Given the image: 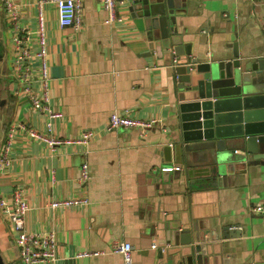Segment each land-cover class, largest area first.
Masks as SVG:
<instances>
[{
    "label": "crops",
    "instance_id": "crops-1",
    "mask_svg": "<svg viewBox=\"0 0 264 264\" xmlns=\"http://www.w3.org/2000/svg\"><path fill=\"white\" fill-rule=\"evenodd\" d=\"M9 1L18 10L15 17L6 9ZM39 1L0 0V157L13 124L45 128L46 116L15 94L21 82L13 68L20 51L15 38L25 30L32 70L38 72L40 9L46 21L50 106L63 112L54 120L52 135L77 139L92 128L97 133L86 144L54 146L16 133L10 164L0 169V202L11 207L13 192L21 186L30 203L27 228L55 235L57 259L37 264H123L121 253L113 250L123 241L133 245V264H264V215L252 210L264 202V159L236 166L215 186L198 188L187 207L185 195L191 193L174 191L171 184L179 186L178 181L163 182L158 174L164 166L176 167L170 145L179 138L178 76L174 62L157 54L155 30L147 29L146 17L134 14L131 2H121L122 18L109 23L99 0H82L84 26L76 30L60 25L55 3ZM179 8L175 33L182 48L191 49L186 56L231 60L236 46L239 58L264 61V0H186ZM255 83L264 90V69ZM34 87L40 90L38 83ZM129 108L140 118L158 119L157 126L145 135L138 128L106 129L113 112ZM84 162L90 177L82 182ZM71 197L89 202L50 205ZM175 213L197 215L207 245L200 262L169 252L179 247L178 231L169 227ZM0 254L5 264H21L2 204Z\"/></svg>",
    "mask_w": 264,
    "mask_h": 264
},
{
    "label": "water",
    "instance_id": "water-1",
    "mask_svg": "<svg viewBox=\"0 0 264 264\" xmlns=\"http://www.w3.org/2000/svg\"><path fill=\"white\" fill-rule=\"evenodd\" d=\"M185 2L134 0L130 9L146 17L148 30H155L157 54L175 64L178 81L174 111L179 138L170 150L176 167L158 174L163 182L178 181L179 186L171 184L174 191L191 193L185 195L187 207L198 188L215 186L236 166L264 159V90L255 83L264 61L239 58L236 46L231 60L209 62L186 56L191 55V49L182 48V38L175 33L176 15ZM226 136L234 139L226 142ZM191 216L180 218L175 213L169 227L178 231L175 237L179 247L169 252L200 262L207 245L197 215ZM0 264H5L1 254Z\"/></svg>",
    "mask_w": 264,
    "mask_h": 264
},
{
    "label": "built area",
    "instance_id": "built-area-1",
    "mask_svg": "<svg viewBox=\"0 0 264 264\" xmlns=\"http://www.w3.org/2000/svg\"><path fill=\"white\" fill-rule=\"evenodd\" d=\"M53 2L58 7L59 22L61 26H73L76 30H80L84 26L83 1L82 0H40L39 2ZM103 9L107 13L106 22L113 23L122 18L119 11V3L131 2L134 0H99ZM130 4V5H131ZM7 11L13 17L17 16V8L12 2L6 5ZM39 29H38V50L35 52L37 57L38 72L32 70L33 53L27 47L29 38L27 32L22 30L16 35V41L20 51L13 61V68L16 69L17 76L21 82V86L15 90V94L23 95L27 98L31 106L46 116L45 128L40 130L26 123L13 124L8 131L6 142L0 157V169L10 164L9 150L11 148L16 133L24 131L27 136L34 140L43 141L49 145L61 143L79 142L86 144L97 133L92 129L85 130L80 138L77 139H61L52 135L53 123L55 119L61 118L63 112L55 110L50 106L49 101V63L47 60V35L46 21L42 9L38 13ZM34 83L39 84L40 90L34 87ZM159 120L156 118H140L136 116L132 109L113 112L106 123L107 130H119L138 128L145 135L155 126ZM163 128V127H162ZM174 166H164L162 170L173 171ZM90 177V167L88 162H84L81 166L80 181L85 182ZM89 202L88 197H71L59 200H53L50 205L55 208L59 206H84ZM2 207L9 212L12 222V229L15 236V242L19 249V258L21 264H37L38 262H54L57 259L58 243L52 232L44 233L31 231L26 226V215L30 209L29 199L21 186H17L13 192L11 207L3 205ZM255 213L264 215V202L257 203L252 207ZM113 250L121 253L123 264H133V245L129 241L117 242L114 244ZM86 254V253H81Z\"/></svg>",
    "mask_w": 264,
    "mask_h": 264
}]
</instances>
